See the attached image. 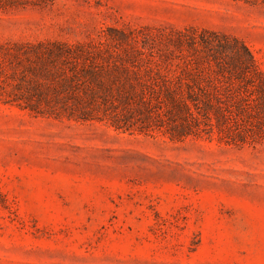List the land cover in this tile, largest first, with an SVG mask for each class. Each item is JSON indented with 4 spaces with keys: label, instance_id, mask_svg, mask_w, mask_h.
Returning a JSON list of instances; mask_svg holds the SVG:
<instances>
[{
    "label": "rangeland",
    "instance_id": "374dc122",
    "mask_svg": "<svg viewBox=\"0 0 264 264\" xmlns=\"http://www.w3.org/2000/svg\"><path fill=\"white\" fill-rule=\"evenodd\" d=\"M180 33L264 72V0H0V264H264V142L68 117L89 65L161 63Z\"/></svg>",
    "mask_w": 264,
    "mask_h": 264
},
{
    "label": "trees",
    "instance_id": "16d2710c",
    "mask_svg": "<svg viewBox=\"0 0 264 264\" xmlns=\"http://www.w3.org/2000/svg\"><path fill=\"white\" fill-rule=\"evenodd\" d=\"M181 36L173 42L179 55L159 54L152 66L135 63L146 53L139 48L122 49L119 64L108 68L89 65L68 117H102L116 130L157 131L171 141L215 134L227 144L264 142V72L248 48L226 36Z\"/></svg>",
    "mask_w": 264,
    "mask_h": 264
}]
</instances>
